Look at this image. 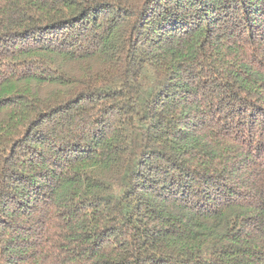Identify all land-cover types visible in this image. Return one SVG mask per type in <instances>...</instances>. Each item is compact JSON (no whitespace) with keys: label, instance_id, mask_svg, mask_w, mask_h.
<instances>
[{"label":"trees","instance_id":"1","mask_svg":"<svg viewBox=\"0 0 264 264\" xmlns=\"http://www.w3.org/2000/svg\"><path fill=\"white\" fill-rule=\"evenodd\" d=\"M0 264H264V0H0Z\"/></svg>","mask_w":264,"mask_h":264}]
</instances>
